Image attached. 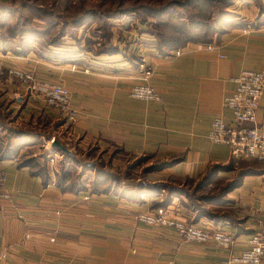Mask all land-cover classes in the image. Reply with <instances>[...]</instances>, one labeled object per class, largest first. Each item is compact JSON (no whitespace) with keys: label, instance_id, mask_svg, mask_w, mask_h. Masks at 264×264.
Masks as SVG:
<instances>
[{"label":"crops","instance_id":"crops-1","mask_svg":"<svg viewBox=\"0 0 264 264\" xmlns=\"http://www.w3.org/2000/svg\"><path fill=\"white\" fill-rule=\"evenodd\" d=\"M242 4L250 5L251 1L236 3L244 19H233L234 27L211 43L189 42L179 54L173 49L160 53L154 38L142 27L136 31L140 39L133 38L135 30L125 18L112 25L115 34L108 51L92 52L69 43L61 44L60 49L42 47L39 53L36 49L22 54L0 50V100L12 99L15 85L8 71L32 66L38 79L59 81L69 90L77 110L71 133L81 144L118 149L120 156L132 160L145 157L171 162L160 170L157 185L171 181L182 184L185 177L202 176L213 166H228V146L208 137L211 121L222 116L231 122L223 97L234 88L233 78L241 70L264 69V11L250 6L246 12ZM139 44L142 60L152 71L147 82L160 95L159 101L129 95L131 87L141 82L138 59L129 56ZM74 63L78 66L72 67ZM86 66L88 72L83 71ZM17 107L11 101V111L18 112L11 121L14 126L34 120L36 114L43 113L51 120L49 124L59 117L54 108L38 100L15 110ZM5 108L0 114L6 111V117L11 111ZM256 121L264 122V91ZM13 134L7 147L0 131V170L6 172L9 195L0 200V264H223L230 255L248 248L254 229L252 217L264 215V164L258 161L259 165L249 167L251 174L227 195L230 209L243 221L240 229L232 227L231 247L187 243L172 228L145 226L136 220L138 214L163 206L157 193L133 201L127 197L136 195L134 188L123 198L111 192L67 191L63 189L66 185L45 183V175H38L29 164L22 165V151L30 143L20 146L18 133ZM12 140L19 141L13 145ZM168 208L177 218L193 219L181 207ZM196 225L214 226L202 218ZM218 227L226 232L230 228L225 223Z\"/></svg>","mask_w":264,"mask_h":264},{"label":"rangeland","instance_id":"rangeland-1","mask_svg":"<svg viewBox=\"0 0 264 264\" xmlns=\"http://www.w3.org/2000/svg\"><path fill=\"white\" fill-rule=\"evenodd\" d=\"M240 1L242 0H231L232 3L227 4L229 0H0V34L6 37V41L17 43L19 40L17 34L20 30L34 27V30L36 29L39 32L38 38L42 37L41 41L44 44L49 41L62 45L69 43L75 45L77 48L85 47L92 52H98L101 49H108L110 47L111 39L115 34L114 30H111L112 25L116 21L119 23L122 18H125L124 22L129 23L128 26L135 30L134 35H132L133 38L140 39L137 35L139 32L137 33L136 31L137 27H142L150 34L149 36L154 38V44L157 42L154 34L160 32L170 33L168 29L172 31L181 30L182 26L180 25L182 23L188 24L192 22L194 25L197 23L201 25L213 24L215 29L209 30L211 32L206 33L207 35L205 36L202 30H196L192 34L197 39L193 43L208 44L215 37H218L220 31L215 32L217 28L223 29L224 27H221L218 23V16L220 14H224L223 18H221L222 20L230 21L232 24L231 28L235 26L233 25V19H244L241 16L242 14L239 13L241 8L238 9L236 5ZM250 1V5H241L243 9H246V12L249 11L250 6H255L260 13L264 11V0ZM44 10L48 12L45 13ZM85 13H89V17H86V19H89L87 24L81 26V28L79 26L74 27L71 18H78ZM11 35L13 36L12 38L9 37ZM62 35L66 36V38L62 39ZM117 35L118 32L115 36L118 37ZM27 39L28 37L22 38L19 41L24 44L26 43V48H28ZM31 42L29 44L30 50L36 49L37 53L41 52L39 51V49L42 50L39 42L37 40H31ZM180 48L182 47L175 49ZM56 49H60V45ZM134 49L136 51L129 52V56L132 54L136 55L138 59L137 66H139L140 60L143 59L139 52L140 44L139 46L136 45ZM74 66L78 65L74 63L72 67ZM85 68L88 71L90 70L88 66ZM11 69L32 73L38 81H47L38 79L34 74L32 66L26 70L19 68ZM8 75H10L9 71ZM10 77L12 78V83L15 85L11 91L12 96V92L19 89V79L17 78V81L11 75ZM55 83L61 82L56 81ZM33 100L42 101L48 107L54 108L59 114L58 119L49 124L51 120L46 119V117L41 115L43 113H41L36 114L34 120L28 119L25 121L22 126H14L11 121H15L18 112L13 113L11 111L10 103L12 101L15 105L17 104L13 97L12 99L7 97L0 100V109L6 107L5 110H10L11 112L6 117V111L1 112L0 122L4 126L13 127V130L18 129L20 131L19 133L22 138H18L19 134L16 136V139L22 140L19 145L23 147L24 144L30 143L29 146L24 147L22 152L25 155L20 159L29 165L33 164L36 169L38 168L49 179L51 178V183L56 184L62 181L67 188H71L73 191L78 189L81 190L80 192L88 194H106L111 192L123 198L127 197L125 192L128 193V191L132 190L131 188H134L136 190L134 194L136 195L134 197H127V199H132L133 201L135 199L140 200L141 198L146 199V197L154 192L159 196L157 201L161 202L163 206H158L154 210L150 208L149 211L140 213L138 216L155 213L158 209L169 210L170 215L173 216V211L168 206L176 208L178 206L181 207V211L183 209L187 215L193 216L192 220L186 221L194 226L198 217L214 225V228L220 227L215 225L210 220L211 218L224 222L230 227L227 229L228 234L232 232L233 228L237 230L242 227L241 223L243 221L237 217L234 210L230 209V201L227 200V195L244 178L239 171L255 167L256 164L259 165V160H242L234 164L230 158L228 166H213L212 169L206 171L202 176L199 175L195 178L185 177L182 184L171 181L170 183L165 182L157 185L155 182L158 181L157 177L161 175L160 170L170 165L171 162L150 161L145 157L132 160L120 156L118 149L108 150L95 143L81 144L80 140L71 133V124L75 122L77 113L73 121L66 120V117L58 109L48 105L43 100L37 99L32 94H27L25 102L17 105L18 107L15 110L23 108L29 101ZM5 132L7 134L10 133L8 130ZM10 136L14 137V134L10 133ZM35 136L38 138H35ZM51 138H53V141L48 143ZM19 140L17 142L12 140V144L16 145L15 143H18ZM57 144L66 149V152L62 151ZM228 169L234 172L231 175L224 173V170ZM173 201H177V206L173 204ZM199 213L201 214L199 215ZM258 215L256 214L252 217V225H254V218ZM138 216H136L137 221ZM186 219L188 218L186 217ZM138 222L150 227L160 226ZM184 242L199 244L188 241Z\"/></svg>","mask_w":264,"mask_h":264},{"label":"built area","instance_id":"built-area-1","mask_svg":"<svg viewBox=\"0 0 264 264\" xmlns=\"http://www.w3.org/2000/svg\"><path fill=\"white\" fill-rule=\"evenodd\" d=\"M211 45H207L209 48ZM181 49H175L179 54ZM141 82L133 85L129 91L132 98L159 101L160 95L153 86L147 83L151 75V68L143 61L139 63ZM88 72V69H84ZM12 77L19 79V89L12 92L16 104H22L27 94H32L58 109L66 117L73 121L76 117V109L71 104L70 92L61 83L51 81H38L29 72L17 69L9 70ZM234 88L223 97V104L231 113V122L227 123L222 116L212 119L209 139L214 143H222L228 146L230 158L234 164L242 160L256 159L264 162V122L257 123L256 110L259 99L264 91V69H243L234 78ZM20 89H22L20 91ZM252 123V126L245 125ZM51 138L48 143H51ZM264 182V176H263ZM6 172L0 170V200L9 198L5 190ZM169 210L158 209L155 213L141 214L138 221L147 225H160L173 228L179 236L188 242L214 243L221 248H230L231 235L222 228L200 227L187 223L185 219L171 216ZM253 234L248 241V248L238 255H231L223 264H262L264 258V215L259 214L254 218Z\"/></svg>","mask_w":264,"mask_h":264},{"label":"trees","instance_id":"trees-1","mask_svg":"<svg viewBox=\"0 0 264 264\" xmlns=\"http://www.w3.org/2000/svg\"><path fill=\"white\" fill-rule=\"evenodd\" d=\"M231 3H232L231 0H229V2L227 4H231ZM44 12L47 13L48 11L44 10ZM223 16H224V14L223 15L220 14L218 16V18H219V22H218L219 25L221 27L224 26L223 29H218L217 28V30L215 31V32L220 31L219 34L222 33L223 31H226L227 29L231 28V25H232L229 20H227V21L226 20L225 21L222 20L221 18H223ZM86 17H89V13L82 14L78 18H73V19L71 18V20H73V23H74L73 26L74 27H77V26L81 27V26H84L85 24H87V22H88L89 19H86ZM180 26H182L180 28L181 30H178V31H175V30L172 31V30L168 29L170 31V33H164V32H160V33H157V34L152 33L156 37L157 42H156L155 45H156V48L158 49V51L160 53L165 54V53L169 52L170 49L179 48V47H182V46H184L185 44H187L189 42H195V41H197V39L194 37L195 35H192L193 32L196 31V30H202V31H204L203 34L205 36V35H207L206 33L211 32L212 30L215 29V27H214L213 24H211V25H208V24L201 25V24L197 23L196 25H194V23H192V22H189L188 24L182 23ZM209 30H211V31H209ZM38 34H39V32L36 29L34 30V27L31 28V29H27V30L22 29L17 34V37H19V40H18L17 43H14V41L13 42L12 41H10V42L6 41L7 40L6 37H4V36H2V34H0V50L3 51V52H6L8 50H12L15 53H19V54L26 53V52L30 51L29 44H30L31 40L32 41L37 40L39 42V44H40V47L41 48L42 47H45V50H50V47L48 48V46H52V48H54V47L57 48V47H59V45H61V44L55 43L54 41H51V42L49 41L46 44H44L41 41V38L42 37H39L38 38V36H39ZM9 37L12 38L13 36L11 35ZM27 37H28V39H27L26 42H28V48L25 47V44L26 43L24 44V43L19 42V41H21L22 38H27ZM31 43H36V42H31ZM108 49H103V50L101 49L98 52L108 51ZM3 119H5V118H3ZM6 130L10 131V133H12V134L14 132L20 134L19 133L20 131H18V129L13 130V127L4 126V124L2 122H0V131L3 132V135L7 139L6 145L8 147L10 145V143H11L10 142V138L12 136H10V133L7 134L5 132ZM1 155H2V157L3 156L5 157L4 154H1ZM21 163H22V165L27 164L25 162H21ZM30 166H31V168L36 173H38V175H42L43 174L42 171H40L38 168L36 169V167L33 164H30ZM239 173H241L242 177L245 176V175L251 174L249 169H243V170L241 169L239 171ZM64 178H65V176H64ZM50 181H51V178L49 179L45 175V183H50ZM63 183L61 181L59 183H56V185H59V186L60 185H64L65 186V183L64 184ZM236 186H237V184L235 185V187ZM63 189H66L67 191H73V189L67 188V186L63 187ZM76 191L77 192H80L81 190H78L77 189ZM200 214L201 213H199V215ZM196 219H199V218L197 217ZM212 219L213 218H211L210 220L213 221V223H215V225H217V226L219 224L224 223V222H221L219 220H215V219L212 220Z\"/></svg>","mask_w":264,"mask_h":264},{"label":"water","instance_id":"water-1","mask_svg":"<svg viewBox=\"0 0 264 264\" xmlns=\"http://www.w3.org/2000/svg\"><path fill=\"white\" fill-rule=\"evenodd\" d=\"M60 148H61V150L62 151H64V152H66V149H64L62 146H60L59 144H57Z\"/></svg>","mask_w":264,"mask_h":264}]
</instances>
